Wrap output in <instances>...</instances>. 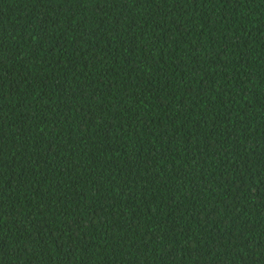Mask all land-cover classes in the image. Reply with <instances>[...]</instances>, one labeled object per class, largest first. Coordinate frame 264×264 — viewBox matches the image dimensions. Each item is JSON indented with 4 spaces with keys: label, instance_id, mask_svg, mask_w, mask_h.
I'll use <instances>...</instances> for the list:
<instances>
[{
    "label": "trees",
    "instance_id": "1",
    "mask_svg": "<svg viewBox=\"0 0 264 264\" xmlns=\"http://www.w3.org/2000/svg\"><path fill=\"white\" fill-rule=\"evenodd\" d=\"M0 264H264V0H0Z\"/></svg>",
    "mask_w": 264,
    "mask_h": 264
}]
</instances>
